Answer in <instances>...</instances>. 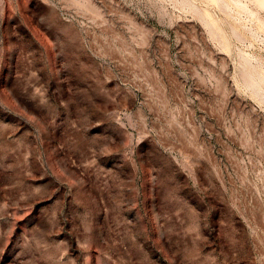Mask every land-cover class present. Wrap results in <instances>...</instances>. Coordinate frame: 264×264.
Masks as SVG:
<instances>
[{"label": "rangeland", "instance_id": "rangeland-1", "mask_svg": "<svg viewBox=\"0 0 264 264\" xmlns=\"http://www.w3.org/2000/svg\"><path fill=\"white\" fill-rule=\"evenodd\" d=\"M0 0V264H264V7Z\"/></svg>", "mask_w": 264, "mask_h": 264}, {"label": "bare ground", "instance_id": "bare-ground-1", "mask_svg": "<svg viewBox=\"0 0 264 264\" xmlns=\"http://www.w3.org/2000/svg\"><path fill=\"white\" fill-rule=\"evenodd\" d=\"M259 6L264 7V0H254ZM240 8L247 9V3L239 0L235 2Z\"/></svg>", "mask_w": 264, "mask_h": 264}]
</instances>
